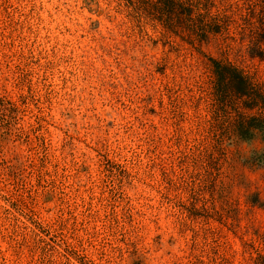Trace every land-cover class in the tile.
Wrapping results in <instances>:
<instances>
[{
    "label": "rangeland",
    "instance_id": "rangeland-1",
    "mask_svg": "<svg viewBox=\"0 0 264 264\" xmlns=\"http://www.w3.org/2000/svg\"><path fill=\"white\" fill-rule=\"evenodd\" d=\"M182 1L0 0V264H264V0Z\"/></svg>",
    "mask_w": 264,
    "mask_h": 264
},
{
    "label": "trees",
    "instance_id": "trees-1",
    "mask_svg": "<svg viewBox=\"0 0 264 264\" xmlns=\"http://www.w3.org/2000/svg\"><path fill=\"white\" fill-rule=\"evenodd\" d=\"M142 3L145 10L158 20L165 23V26L180 35L183 39L185 36L192 41L203 42L208 39L207 31L203 29L185 30L182 26L187 22L194 21L193 4L190 1L182 0H138ZM214 62V73L216 77L215 90L219 100L224 99L229 92L234 93L238 98H247V108L253 109L259 105L261 94L251 80L243 71L231 66L222 65L217 61ZM263 125L255 123L254 119L241 124L238 127L239 134L242 138L247 139L252 136L251 129H262Z\"/></svg>",
    "mask_w": 264,
    "mask_h": 264
},
{
    "label": "clouds",
    "instance_id": "clouds-1",
    "mask_svg": "<svg viewBox=\"0 0 264 264\" xmlns=\"http://www.w3.org/2000/svg\"><path fill=\"white\" fill-rule=\"evenodd\" d=\"M260 134V135H264V133H260V130L259 129H253L252 130V135H253V139L252 140H249V141H246V140H240V144L241 145H248L250 148L254 145L256 139H257V134ZM230 142H231V138H229Z\"/></svg>",
    "mask_w": 264,
    "mask_h": 264
}]
</instances>
